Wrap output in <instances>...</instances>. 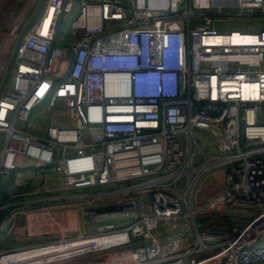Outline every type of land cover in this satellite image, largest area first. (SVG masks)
Here are the masks:
<instances>
[{
  "label": "built area",
  "instance_id": "1",
  "mask_svg": "<svg viewBox=\"0 0 264 264\" xmlns=\"http://www.w3.org/2000/svg\"><path fill=\"white\" fill-rule=\"evenodd\" d=\"M73 7L48 0L15 56L0 95V184L15 173L10 196L26 203L96 188L115 197L146 188L148 200L82 210L96 221L92 233L2 249L0 264H263L264 0H81L62 38ZM233 19L239 30L215 29ZM42 104L44 133L23 128ZM194 129L220 155L182 158L177 135L190 143ZM218 171L220 189L197 205V178ZM54 175L57 184L37 182ZM228 204L252 216L233 231L197 227L199 215Z\"/></svg>",
  "mask_w": 264,
  "mask_h": 264
},
{
  "label": "rangeland",
  "instance_id": "2",
  "mask_svg": "<svg viewBox=\"0 0 264 264\" xmlns=\"http://www.w3.org/2000/svg\"><path fill=\"white\" fill-rule=\"evenodd\" d=\"M42 1L43 0H21V2L17 4H14L12 1V3H5L2 9H0V95L10 88L15 56L19 47L23 43L25 35L31 30L29 29L32 23L31 17L34 16L35 18V15H37L40 10L39 7L41 6ZM46 1L47 0H44V2ZM30 2L31 7L28 8L29 10L26 13V24L22 22L20 25L22 16ZM72 2L74 5L72 12L65 14L60 21L58 35L62 38L66 37L71 22L76 16V11L81 0H72ZM235 21L236 20L233 19L232 22L216 24L215 29L220 32L232 29L239 30L240 27ZM14 25H17V29L12 33L11 28ZM45 114L44 109H39L37 111L34 108L30 114L28 123H24L23 128H27L38 134H43L48 124ZM177 137L180 142L182 158H187L189 150L196 152L194 165H198L204 160V158L209 157L210 155H220L221 153L218 150L214 138L205 130L194 129L190 143H188V140L183 133L178 134ZM1 138L2 134L0 133V146L2 144ZM199 151L201 153H198ZM210 174L211 172H205L199 175L194 189H198L200 180ZM214 174H216L217 177L220 175L219 171ZM170 185L173 188L176 187L172 181H170ZM184 186L185 178L177 183L180 192H183L181 196L184 195ZM117 187L119 186H116L115 188ZM111 189L112 188H96L41 194L38 197L42 198L49 195L69 194L70 198L61 200L52 198L50 200H44L43 203L38 201L26 203L24 201L25 199L22 198L19 203L15 204V202L12 203L11 198L7 196L6 191L0 186V199L2 200L4 198V202L2 203L11 206L7 209L6 219L0 225V250L12 247V249H16L26 245L43 244L48 241L57 240L62 236L74 237L79 231L92 233L96 221L86 214H83L82 210L92 211L107 207L110 203L115 202L116 197L129 199L136 196L142 200V203H145L148 200L149 191L146 188H140L137 189L135 193L122 194L123 196L117 195L116 197L113 196V193H109ZM184 198H188V194L184 195ZM187 207L184 208L186 212ZM214 212L215 211L204 212L202 215H199L196 221L197 227L200 229H218L220 231L228 230L229 228L227 227V224H210L212 223V217L214 216L212 213ZM202 216L205 217L204 221L210 222L209 224H205V227L201 225ZM206 216H210L211 218ZM5 226H7V228ZM161 236L166 237V234H162L161 232Z\"/></svg>",
  "mask_w": 264,
  "mask_h": 264
},
{
  "label": "crops",
  "instance_id": "3",
  "mask_svg": "<svg viewBox=\"0 0 264 264\" xmlns=\"http://www.w3.org/2000/svg\"><path fill=\"white\" fill-rule=\"evenodd\" d=\"M12 1L14 2V4H17V3H20L21 2V0H0V9H2V7H3V5L5 3H7V2L12 3ZM30 4H31V2L26 7V11H25L24 15L22 16V21L21 22L19 21L20 22V25H21L22 22H24L26 24V21H27V15H26V13L29 10L28 8L31 7ZM47 4H48V0L46 2H44V0L42 1L41 6L39 7L40 10L38 9L39 12L37 13V15H35V18H34V16L31 17L32 23H31V27L29 29L32 30V28L41 20V17H42V15H43L46 7H47ZM11 6H14V5H11ZM25 17H26V19H25ZM14 26L17 27V25H14ZM60 42H61V39H59V43ZM7 43H9V42H7ZM43 105L44 104H42L41 105L42 107L37 108L36 110L38 111L39 109H44ZM53 113H55V112H52V114ZM45 115H46L45 117L48 120V116L47 115H49V114H45ZM2 138H1V141H2ZM210 175H213L214 178L216 179V181L219 183V180L221 178V175H219L218 177H217L216 174H210ZM210 175H208V176H210ZM208 176H206L204 179H206ZM14 179H15V173H12L10 179L8 181L3 182L2 184H0V186L3 188L4 191H6L7 196L11 198L12 203L15 202V204H17L24 197L18 196V197H14L13 198V197L10 196V194H11L12 191H14L15 189H19V185L17 184V182H15ZM58 181H60V177H58L57 175H54V176H51V178L48 177L47 179H39L37 182L40 185H43V184H45V185H48V184L54 185V184H57ZM34 197H35V195H34ZM212 214H214V216L212 215L213 216L212 217L213 218L212 219V223H210L208 221H204L205 217L202 216L201 217V225H203L205 227V224H209V223L210 224H214V225H217V224H227L228 225L227 227L229 229L228 230H224V231H233L234 229L240 227L248 217L252 216V212H250L247 208H245L243 206H234L233 204H228V205H226V207L223 210L219 211V213L217 211H215ZM206 217H210V216H206ZM5 227L7 228V226H5ZM205 230L215 231L217 233L218 232H222V231H220L218 229H215L214 230V229H208L207 228ZM185 238L186 239L187 238H191V236H186ZM167 240L168 239L166 237H164V236L161 238V245H162V247L164 249H168L169 246H170V241H167ZM12 248H8V249L11 250Z\"/></svg>",
  "mask_w": 264,
  "mask_h": 264
},
{
  "label": "water",
  "instance_id": "4",
  "mask_svg": "<svg viewBox=\"0 0 264 264\" xmlns=\"http://www.w3.org/2000/svg\"><path fill=\"white\" fill-rule=\"evenodd\" d=\"M220 189V183L216 181L213 175L204 179L196 191V204H203L209 197L214 195ZM10 205L3 204L0 199V225L7 217V209Z\"/></svg>",
  "mask_w": 264,
  "mask_h": 264
},
{
  "label": "bare ground",
  "instance_id": "5",
  "mask_svg": "<svg viewBox=\"0 0 264 264\" xmlns=\"http://www.w3.org/2000/svg\"><path fill=\"white\" fill-rule=\"evenodd\" d=\"M151 3L153 4H159L160 6L166 4V0H149ZM216 3H225V4H231V3H236L238 2V0H214ZM233 38L237 39V37H234ZM232 38V39H233ZM210 39V38H209ZM249 94L245 91H242V96H248ZM23 254H17V255H14L12 256V258H19V257H22Z\"/></svg>",
  "mask_w": 264,
  "mask_h": 264
},
{
  "label": "trees",
  "instance_id": "6",
  "mask_svg": "<svg viewBox=\"0 0 264 264\" xmlns=\"http://www.w3.org/2000/svg\"><path fill=\"white\" fill-rule=\"evenodd\" d=\"M1 202H4V198L1 200Z\"/></svg>",
  "mask_w": 264,
  "mask_h": 264
}]
</instances>
